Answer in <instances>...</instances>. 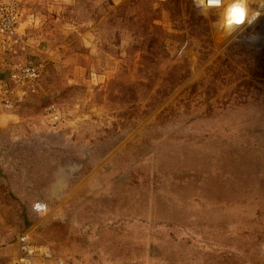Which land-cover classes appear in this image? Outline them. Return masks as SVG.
Returning a JSON list of instances; mask_svg holds the SVG:
<instances>
[{"label": "rangeland", "instance_id": "obj_1", "mask_svg": "<svg viewBox=\"0 0 264 264\" xmlns=\"http://www.w3.org/2000/svg\"><path fill=\"white\" fill-rule=\"evenodd\" d=\"M3 4L0 264L23 235L42 264H264L261 0L233 36L191 0Z\"/></svg>", "mask_w": 264, "mask_h": 264}, {"label": "built area", "instance_id": "obj_2", "mask_svg": "<svg viewBox=\"0 0 264 264\" xmlns=\"http://www.w3.org/2000/svg\"><path fill=\"white\" fill-rule=\"evenodd\" d=\"M194 4V0H191ZM8 11L7 7L3 5H0V16H2L3 11ZM4 20V18H2ZM0 31L3 33H6L8 38L10 37H20V31L19 28V18H17L16 13L13 14L11 12V17L8 21H1L0 20ZM40 75V69L38 65H24L22 66L17 72H12L10 74V81L11 83H15L19 86L18 90L16 91L17 94L22 97L25 95V90L23 89V86L30 81H33L37 79ZM12 93L11 90V84L3 79H0V97L2 100L8 101V98L10 94ZM34 208L37 211H40L43 209L40 203H36L34 205ZM20 249L21 254L16 257V259L13 261L14 264H42V261H40L36 257L37 255H47L48 249L45 246L42 245H33L30 244L27 235H23L20 238Z\"/></svg>", "mask_w": 264, "mask_h": 264}, {"label": "clouds", "instance_id": "obj_3", "mask_svg": "<svg viewBox=\"0 0 264 264\" xmlns=\"http://www.w3.org/2000/svg\"><path fill=\"white\" fill-rule=\"evenodd\" d=\"M249 3L250 0H194L201 15L207 16L211 9L219 10L214 26L228 36L239 33L242 26H251L260 18L262 12L251 10ZM261 7L264 8V0Z\"/></svg>", "mask_w": 264, "mask_h": 264}, {"label": "bare ground", "instance_id": "obj_4", "mask_svg": "<svg viewBox=\"0 0 264 264\" xmlns=\"http://www.w3.org/2000/svg\"><path fill=\"white\" fill-rule=\"evenodd\" d=\"M263 9V8H262ZM14 264V263H13Z\"/></svg>", "mask_w": 264, "mask_h": 264}]
</instances>
